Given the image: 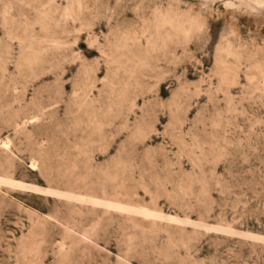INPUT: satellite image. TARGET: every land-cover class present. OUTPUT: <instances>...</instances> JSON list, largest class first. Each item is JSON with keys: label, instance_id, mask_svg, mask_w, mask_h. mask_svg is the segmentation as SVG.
Masks as SVG:
<instances>
[{"label": "rangeland", "instance_id": "1", "mask_svg": "<svg viewBox=\"0 0 264 264\" xmlns=\"http://www.w3.org/2000/svg\"><path fill=\"white\" fill-rule=\"evenodd\" d=\"M0 264H264V0H0Z\"/></svg>", "mask_w": 264, "mask_h": 264}, {"label": "bare ground", "instance_id": "2", "mask_svg": "<svg viewBox=\"0 0 264 264\" xmlns=\"http://www.w3.org/2000/svg\"><path fill=\"white\" fill-rule=\"evenodd\" d=\"M6 145V144H5ZM33 168V167H32Z\"/></svg>", "mask_w": 264, "mask_h": 264}]
</instances>
